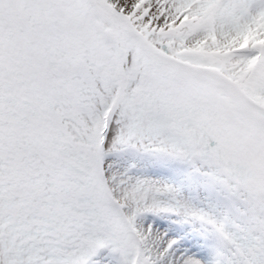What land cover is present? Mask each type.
<instances>
[{
  "label": "snow or ice",
  "instance_id": "snow-or-ice-1",
  "mask_svg": "<svg viewBox=\"0 0 264 264\" xmlns=\"http://www.w3.org/2000/svg\"><path fill=\"white\" fill-rule=\"evenodd\" d=\"M0 264H264V0H0Z\"/></svg>",
  "mask_w": 264,
  "mask_h": 264
}]
</instances>
